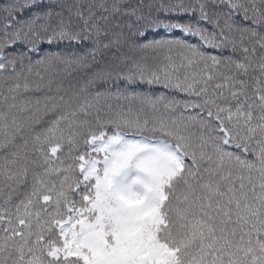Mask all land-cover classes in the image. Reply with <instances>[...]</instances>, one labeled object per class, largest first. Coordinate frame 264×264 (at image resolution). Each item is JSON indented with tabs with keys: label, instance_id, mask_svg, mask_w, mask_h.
I'll use <instances>...</instances> for the list:
<instances>
[{
	"label": "snow or ice",
	"instance_id": "1",
	"mask_svg": "<svg viewBox=\"0 0 264 264\" xmlns=\"http://www.w3.org/2000/svg\"><path fill=\"white\" fill-rule=\"evenodd\" d=\"M0 264H264V0H0Z\"/></svg>",
	"mask_w": 264,
	"mask_h": 264
}]
</instances>
